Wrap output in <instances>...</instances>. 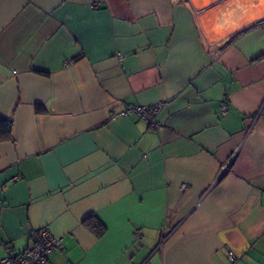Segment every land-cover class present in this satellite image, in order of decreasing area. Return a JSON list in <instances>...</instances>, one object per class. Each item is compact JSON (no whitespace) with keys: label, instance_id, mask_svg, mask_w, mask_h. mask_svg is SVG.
<instances>
[{"label":"crops","instance_id":"1","mask_svg":"<svg viewBox=\"0 0 264 264\" xmlns=\"http://www.w3.org/2000/svg\"><path fill=\"white\" fill-rule=\"evenodd\" d=\"M0 119V258L264 264V0H0Z\"/></svg>","mask_w":264,"mask_h":264},{"label":"built area","instance_id":"2","mask_svg":"<svg viewBox=\"0 0 264 264\" xmlns=\"http://www.w3.org/2000/svg\"><path fill=\"white\" fill-rule=\"evenodd\" d=\"M162 103L152 104H126L119 112L120 115H137L143 118L152 129L160 127L156 114L161 108ZM221 111L226 112V106L222 104ZM185 185H182L184 188ZM141 236L140 230L134 232V238L137 240ZM61 247V239L56 237L48 227L35 229L30 234L28 246L16 252L11 246L6 245L5 255L0 258V264H48L50 254ZM228 258L231 263L236 260V255L229 252Z\"/></svg>","mask_w":264,"mask_h":264},{"label":"trees","instance_id":"3","mask_svg":"<svg viewBox=\"0 0 264 264\" xmlns=\"http://www.w3.org/2000/svg\"><path fill=\"white\" fill-rule=\"evenodd\" d=\"M10 133L11 121L8 119H0V139L10 138ZM84 224L97 235H100L104 230L103 225L95 217L86 218Z\"/></svg>","mask_w":264,"mask_h":264}]
</instances>
